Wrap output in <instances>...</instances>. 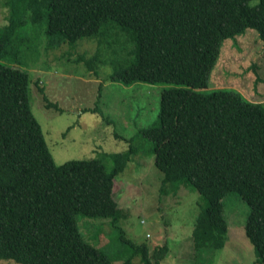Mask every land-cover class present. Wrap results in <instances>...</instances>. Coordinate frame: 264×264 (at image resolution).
Returning <instances> with one entry per match:
<instances>
[{"label":"trees","instance_id":"obj_1","mask_svg":"<svg viewBox=\"0 0 264 264\" xmlns=\"http://www.w3.org/2000/svg\"><path fill=\"white\" fill-rule=\"evenodd\" d=\"M252 2L5 0L8 19L0 27V259L112 264L124 258L122 264H131L141 255L143 264H160L166 257L167 244L151 251L146 242L127 238L119 226L126 213L112 188L135 152L131 139L125 152L56 163L30 110L29 74L21 65L24 45H35L42 36L50 47L97 38L98 49L85 63L93 68L104 39L119 29L132 47L124 46L121 60L111 58L110 81L165 84L156 127L141 132L154 143L163 185L170 183L176 191L180 184H190L205 200L191 230L193 249L201 253L223 247V199L236 190L249 206L244 232L254 249V264H264V104L249 102L233 89L205 91L223 40L251 28L264 41V0ZM43 101L55 108L46 96ZM78 214L110 218L123 255L111 258L85 241Z\"/></svg>","mask_w":264,"mask_h":264},{"label":"rangeland","instance_id":"obj_2","mask_svg":"<svg viewBox=\"0 0 264 264\" xmlns=\"http://www.w3.org/2000/svg\"><path fill=\"white\" fill-rule=\"evenodd\" d=\"M8 11L5 0H0V27L7 23ZM126 40L119 29H113L101 44V56L93 68L85 63L98 49L97 38L50 47L42 36L35 45L23 46L25 61L21 65L29 74L30 110L55 162L125 152L131 139L135 152L114 177L112 188L113 198L126 213L119 221L125 236L136 243L146 242L151 251L167 244L169 251L160 264H254V249L244 232L249 206L236 190L223 199L227 221L223 247L201 253L193 249L191 230L205 200L190 184L182 183L176 191L170 183L163 185L164 173L155 164L154 143L141 132L156 127L165 84L135 82L126 86L109 79L111 58L115 55L121 60L124 46L132 47ZM109 43L111 47H107ZM219 88L237 90L247 101L264 104V41L254 29L222 41L205 91ZM45 96L55 108L46 107ZM105 163L111 169V157ZM76 218L85 241L102 247L110 257L123 255L110 218L80 214ZM123 259L112 264H122ZM0 264L19 263L0 259ZM131 264H143L141 255L134 256Z\"/></svg>","mask_w":264,"mask_h":264}]
</instances>
